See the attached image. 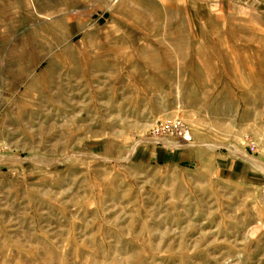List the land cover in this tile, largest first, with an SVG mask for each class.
I'll return each mask as SVG.
<instances>
[{"label": "rangeland", "instance_id": "1", "mask_svg": "<svg viewBox=\"0 0 264 264\" xmlns=\"http://www.w3.org/2000/svg\"><path fill=\"white\" fill-rule=\"evenodd\" d=\"M0 264H264V0H0Z\"/></svg>", "mask_w": 264, "mask_h": 264}]
</instances>
